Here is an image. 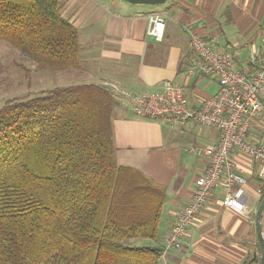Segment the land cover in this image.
<instances>
[{
	"label": "trees",
	"instance_id": "trees-1",
	"mask_svg": "<svg viewBox=\"0 0 264 264\" xmlns=\"http://www.w3.org/2000/svg\"><path fill=\"white\" fill-rule=\"evenodd\" d=\"M60 1L0 0V42L36 70L80 68ZM112 99L81 83L0 107V264H159L131 241L156 239L165 189L116 164Z\"/></svg>",
	"mask_w": 264,
	"mask_h": 264
},
{
	"label": "crops",
	"instance_id": "crops-1",
	"mask_svg": "<svg viewBox=\"0 0 264 264\" xmlns=\"http://www.w3.org/2000/svg\"><path fill=\"white\" fill-rule=\"evenodd\" d=\"M60 15L78 32V83L104 86L112 94L116 164L143 173L165 189L156 239H136L142 241L140 244L131 241L137 247L161 248L177 213L193 195L195 178L208 166L206 157H193L187 150L215 144L217 131L193 122L174 127L140 117L131 111L121 91L160 92L168 80L182 89L189 106L197 107L219 87L213 79L188 75L194 62L191 32L203 39L215 38L218 46L233 53L236 67L245 69L250 53L264 46V0H166L158 6L117 0H61ZM151 15L164 19L161 41L146 34ZM263 140L264 106L247 136L252 144ZM232 159L236 172L245 179V209L223 207L222 191L216 189L188 228L181 246L161 256L159 264H245L253 255L259 256L255 214L264 195V177L259 163L247 154L235 150ZM261 227L264 239V210Z\"/></svg>",
	"mask_w": 264,
	"mask_h": 264
},
{
	"label": "built area",
	"instance_id": "built-area-1",
	"mask_svg": "<svg viewBox=\"0 0 264 264\" xmlns=\"http://www.w3.org/2000/svg\"><path fill=\"white\" fill-rule=\"evenodd\" d=\"M146 34L155 41L164 35V19L159 15L147 17ZM194 62L187 70L189 76H204L218 84L217 93L197 107L188 105L180 87L166 80L162 90L155 93L133 94L121 91L133 113L140 117L160 120L180 127L188 122L217 131L215 144L196 145L187 152L193 157H206L208 166L194 180L190 200L176 215L173 227L162 244V256L178 249L188 228L216 189L222 191L221 204L239 211L245 209V179L236 172L233 151L239 150L260 165L264 177V140L259 144L247 141L254 122L263 113L264 104V46L251 52L245 69L235 65V56L217 45L215 38L203 39L190 34Z\"/></svg>",
	"mask_w": 264,
	"mask_h": 264
},
{
	"label": "rangeland",
	"instance_id": "rangeland-1",
	"mask_svg": "<svg viewBox=\"0 0 264 264\" xmlns=\"http://www.w3.org/2000/svg\"><path fill=\"white\" fill-rule=\"evenodd\" d=\"M122 3V0H117ZM76 70H36L32 61L0 42V107L7 99L36 96L42 90L78 83ZM74 82V83H73ZM149 119V118H148ZM142 241L136 240V244ZM165 255V254H163Z\"/></svg>",
	"mask_w": 264,
	"mask_h": 264
},
{
	"label": "water",
	"instance_id": "water-1",
	"mask_svg": "<svg viewBox=\"0 0 264 264\" xmlns=\"http://www.w3.org/2000/svg\"><path fill=\"white\" fill-rule=\"evenodd\" d=\"M122 1L132 5H149V6L163 5L166 2V0H122ZM263 210H264V195L261 199V202L255 214V232H256L258 245L260 248V253L258 257L256 255H253L251 259H249L248 262L245 264H251V263L264 264V239L262 237V227H261Z\"/></svg>",
	"mask_w": 264,
	"mask_h": 264
}]
</instances>
